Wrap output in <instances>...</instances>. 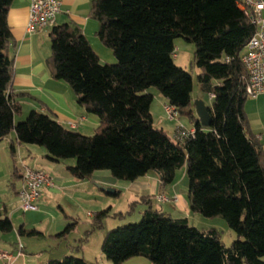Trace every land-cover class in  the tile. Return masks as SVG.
Instances as JSON below:
<instances>
[{"label": "trees", "instance_id": "obj_1", "mask_svg": "<svg viewBox=\"0 0 264 264\" xmlns=\"http://www.w3.org/2000/svg\"><path fill=\"white\" fill-rule=\"evenodd\" d=\"M12 1L0 0V140L14 131L18 143L44 147L51 161L74 159L66 170L77 180L96 170L125 181L156 171L166 186L185 165L190 211L223 218L237 236L225 246L217 229H198L187 218L149 207L138 222L107 230L100 246L105 258L113 264L136 256L154 264H264V152L246 129V72L240 61L255 27L239 0H94L90 14L99 23L96 36L115 63H101L77 26L53 25L47 65L98 119L92 135L35 109L15 122L24 93L12 86L7 23ZM176 37L194 44L198 85L213 95L208 127L200 125L194 111L191 74L174 61ZM150 87L187 116L193 134L178 142L154 126ZM10 149L13 155V144ZM108 210L94 214L92 230L102 227ZM75 224L72 219L59 235ZM11 230V220L0 215V231ZM46 264L88 263L66 255Z\"/></svg>", "mask_w": 264, "mask_h": 264}, {"label": "crops", "instance_id": "obj_2", "mask_svg": "<svg viewBox=\"0 0 264 264\" xmlns=\"http://www.w3.org/2000/svg\"><path fill=\"white\" fill-rule=\"evenodd\" d=\"M93 1L94 0H61L60 12L56 15L54 25L71 23L77 26L81 29L90 45L97 53L100 61L106 60L112 62L114 61L112 53H110L109 49H107L96 36L99 23L90 14ZM29 5L30 0H13L7 14V23L12 35V41L10 42L9 47V53L13 58L14 65V79L12 86L15 93H24L23 97L18 98L22 111L20 115L23 114L24 107L29 106V110L35 109L49 114L67 128L74 129L81 133H84L83 129H85L84 131L86 133V129H88L87 125L89 124V126L94 127L93 129L95 130L98 126V119L96 116L86 112L85 109L77 103L76 96L70 86L65 81L54 78L47 65V59L50 56L49 32L51 28L33 33H28L26 31ZM259 96H264V94H260L257 97ZM208 99L210 101L208 105H210L212 101L211 94H208ZM159 100L162 103H167V99L164 97L162 99L159 98ZM205 105L207 104L205 103ZM249 110L251 111L250 114L248 112ZM244 111L247 118V132L249 135L256 138L264 152V107L253 109L248 103L246 105L244 104ZM15 117L14 120L16 122ZM153 124L156 126L160 123L155 124L153 119ZM156 127L162 128L163 130L165 129L161 124ZM183 127L191 129L193 128V124L188 123ZM166 132L173 137L174 131L173 133H171V130L170 132ZM12 144L14 145L13 155L10 149ZM34 149L35 147H33V145L18 143L14 131H11L0 140V196H2L1 199H10L11 191L15 200L18 201L17 191L20 187L22 173V169L16 166V160L18 158L22 164V168L25 165L34 169L46 170L54 183L53 187H43L40 197L36 201V210L40 211L46 206L45 199L49 194H62L61 196H63L64 186L71 185L73 187L75 183L69 179L71 175L66 170L67 165L65 166V170L70 177H67L60 172L53 171L50 165L25 162L27 159L33 157ZM44 156L46 158V154ZM33 160L34 159H31L30 161ZM46 160L49 164L58 163L47 158ZM55 180L58 186L55 185ZM173 182L171 185L162 186L159 173L156 171H150L144 176L134 181H130V184L126 185V188L130 192V196H137L138 194L141 195L143 193L141 196L147 195L149 197V191H151V194L158 195L160 200L170 201V205L175 209V212L184 214L182 218H186V215H189L191 212L187 197L176 192V188L172 187ZM58 188H60V191L57 190ZM166 194H171L172 198H167ZM149 207L151 208L150 205ZM155 210L164 213L167 212L162 208H157ZM1 211H3L4 214L7 213L6 204H3L2 207H0V215ZM89 214L92 215V213ZM166 214H169L172 218H177L175 216L173 217L171 212H167ZM7 217L10 219V214ZM68 223H70V220L67 218L57 220L55 223L50 224L49 228H46L47 225L43 226L44 224H42L41 221L39 224L35 225L21 223L18 228L12 223V229H15L16 231L15 240L13 241V237L10 238L8 236H4V239L0 238V250L7 251L12 255L10 264H46L50 260L61 259L60 256H58V250L62 244H65L63 247L64 249L62 248V256L74 255L76 257H81L88 264H113L105 258L100 247L101 242L109 229L106 230L101 228L100 230H92L91 222L90 228L85 231L83 237L76 238L74 244H71V242H69L70 235L75 232L76 224L73 229L66 234L59 235ZM27 226L31 228H28ZM20 227L21 233L18 231ZM211 227L213 228L214 226ZM31 229L35 230V235L38 234L41 237L40 240L42 241V245L38 247L39 250L37 252L30 250L31 248H29L30 246L28 243L20 239V236L28 234L27 231ZM96 231H99V233L96 235V241L94 247H92L91 237L94 236ZM0 264H3L1 260ZM121 264L154 263L145 257L136 256L123 261Z\"/></svg>", "mask_w": 264, "mask_h": 264}, {"label": "rangeland", "instance_id": "obj_3", "mask_svg": "<svg viewBox=\"0 0 264 264\" xmlns=\"http://www.w3.org/2000/svg\"><path fill=\"white\" fill-rule=\"evenodd\" d=\"M194 50L195 46L192 42H188L182 37H176L174 39V61L178 66L188 71L193 79V90L191 93L193 103L195 100L200 99L208 105L210 103L208 99V93L203 92L197 82V74L199 73V69L193 63ZM109 51L112 53L110 49ZM100 62L115 63V59L112 62L106 60ZM148 91L153 95L150 105V112L155 124L160 123L165 127L164 130L169 132L171 130V133H173L177 126H186L188 123H190L187 116L185 115L178 114L175 117L170 118L168 113L165 111V104L167 103H162L159 100V98H163L162 94L155 87H150ZM248 103L253 109L258 107L262 108L264 107V96L248 97L245 105ZM29 109V106H25L23 109V114L20 115V113L15 117L16 122L24 120L30 111ZM248 112L250 114L251 111L249 110ZM87 128L88 129H86V133L84 131L85 129H83L84 133H79L83 135H92L94 133V127H91L88 124ZM33 147H35V149L33 150V157L31 159L34 160L30 161L31 159H27L25 162H31V164L44 163L50 165L53 171L60 172L67 177H70L65 170V166L68 164L74 165V159H67L55 164H49L44 156L45 154L47 155V150L44 147L38 145H33ZM16 166L22 169V164L18 158L16 160ZM71 177L69 179L75 183L74 186H64L63 196H61L62 194H49L45 199L46 206L40 211L36 209L23 211L20 208L18 201L15 200L11 191L10 199H1L2 196H0V207H2L3 204H6L7 207V213L4 214V212L1 211V216H8L10 214V220L16 228H18L21 223H25L26 225H35L39 224L40 221L42 224H44L43 226L47 225L46 228H49V225L55 223L57 220H63L67 218L71 222L73 219L77 223L75 232L70 235L69 242H71V244H74V240H76V238L78 239L83 237L85 231L90 228V224L94 218L93 215L96 212L108 207L109 210L107 215L101 219V228L106 230L138 222L142 217L143 211L149 208V205L153 210L162 208L167 212H171L173 217L175 216L177 218H182L184 216V214L175 212V209H173L172 205H170V201L160 200V197L155 194L152 195L151 191H149V197L147 195L141 196L143 193L141 195L138 194L137 196H130V192L126 188V185L130 184V181L116 179L110 174L108 170H96L89 178L84 180H77L73 177L72 179ZM54 182L55 185L58 186L56 180ZM172 185V187L176 188V192L178 194L181 193L184 197H187L188 178L186 175L185 165L175 171V179ZM57 190L60 191V188ZM115 191H117V195L113 194ZM166 197L172 198V195L166 194ZM89 213H92V215ZM186 216L188 217L189 223L198 229H207L212 228L211 226H214L218 230L220 239L225 246H229L237 238L236 233L228 227L226 221L223 218H206L196 212H190V214ZM27 227L31 228L29 226ZM98 233L99 231H96L94 236L91 237L92 247H94L96 235H98ZM4 236H8L10 238L13 237L14 241L16 237L15 229H12L9 232L0 231V238L4 239ZM20 237L22 241L24 240V242L26 241L28 243L30 246L29 248H31L30 250H33V252H37L39 250L38 247L42 245V241L40 240L41 237L38 234H25L24 236ZM64 245L65 244H62L58 250V256H60V258L63 257L61 253L64 249Z\"/></svg>", "mask_w": 264, "mask_h": 264}, {"label": "built area", "instance_id": "obj_4", "mask_svg": "<svg viewBox=\"0 0 264 264\" xmlns=\"http://www.w3.org/2000/svg\"><path fill=\"white\" fill-rule=\"evenodd\" d=\"M61 0H30L26 31L38 32L51 28L60 12ZM239 8L248 16L255 27L253 34L246 42L240 55V61L246 72L245 93L248 97L264 94V0H239ZM213 97V95L211 94ZM165 111L170 118L178 115L170 104H165ZM194 133V129L177 126L173 138L181 142ZM20 187L17 198L23 211L37 209L36 201L44 186L53 187L54 183L49 173L44 169H34L23 166ZM0 260L10 264L12 255L0 250Z\"/></svg>", "mask_w": 264, "mask_h": 264}, {"label": "water", "instance_id": "obj_5", "mask_svg": "<svg viewBox=\"0 0 264 264\" xmlns=\"http://www.w3.org/2000/svg\"><path fill=\"white\" fill-rule=\"evenodd\" d=\"M194 109L200 125L202 127L210 126L211 116L210 113L208 112V106L205 105V103L202 100L197 99L194 101Z\"/></svg>", "mask_w": 264, "mask_h": 264}]
</instances>
